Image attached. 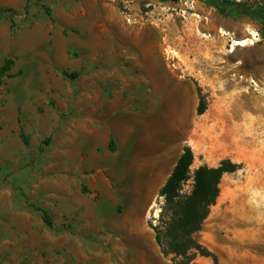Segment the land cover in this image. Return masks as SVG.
<instances>
[{
	"label": "rangeland",
	"instance_id": "rangeland-1",
	"mask_svg": "<svg viewBox=\"0 0 264 264\" xmlns=\"http://www.w3.org/2000/svg\"><path fill=\"white\" fill-rule=\"evenodd\" d=\"M217 2L0 0V264H174L151 226L185 147L183 194L239 164L189 264H264V0Z\"/></svg>",
	"mask_w": 264,
	"mask_h": 264
},
{
	"label": "trees",
	"instance_id": "trees-1",
	"mask_svg": "<svg viewBox=\"0 0 264 264\" xmlns=\"http://www.w3.org/2000/svg\"><path fill=\"white\" fill-rule=\"evenodd\" d=\"M210 2L213 7L224 13L217 0H210ZM233 5L242 13L252 16L251 8L245 6L244 3ZM46 12L50 13V9L46 8ZM11 65L12 60L10 59L0 65V85ZM66 75L75 77L76 74L66 73ZM205 108V103L200 101L197 113L202 114ZM23 139L25 142L27 141L26 138L23 137ZM112 145L113 140L109 143L110 149L113 148ZM192 162L193 153L189 147H185L159 190L163 204L159 212L158 224L151 226L161 254L170 258L174 264H189L196 255L214 259L213 254L196 240L195 234L202 229L211 206L216 203L220 193L219 183L222 175L226 172H234L239 168V164L227 159L222 160L217 167L199 166L192 173L191 190L183 194L181 192L182 185L190 177ZM42 218L47 226L52 225L51 217L44 210L42 211Z\"/></svg>",
	"mask_w": 264,
	"mask_h": 264
},
{
	"label": "built area",
	"instance_id": "built-area-1",
	"mask_svg": "<svg viewBox=\"0 0 264 264\" xmlns=\"http://www.w3.org/2000/svg\"><path fill=\"white\" fill-rule=\"evenodd\" d=\"M124 21L128 24L141 25L143 17L139 13L132 12L130 8H124L120 11Z\"/></svg>",
	"mask_w": 264,
	"mask_h": 264
},
{
	"label": "bare ground",
	"instance_id": "bare-ground-1",
	"mask_svg": "<svg viewBox=\"0 0 264 264\" xmlns=\"http://www.w3.org/2000/svg\"><path fill=\"white\" fill-rule=\"evenodd\" d=\"M247 41H248V39H243V40L237 39V40H234V42L232 44V47H233L232 51L234 49H236L237 47H245L247 45ZM249 44H254V42H249Z\"/></svg>",
	"mask_w": 264,
	"mask_h": 264
}]
</instances>
